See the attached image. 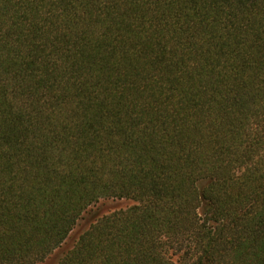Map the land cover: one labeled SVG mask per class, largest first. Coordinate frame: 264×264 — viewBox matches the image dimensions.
Returning <instances> with one entry per match:
<instances>
[{"label": "trees", "instance_id": "16d2710c", "mask_svg": "<svg viewBox=\"0 0 264 264\" xmlns=\"http://www.w3.org/2000/svg\"><path fill=\"white\" fill-rule=\"evenodd\" d=\"M0 264H264V0H0Z\"/></svg>", "mask_w": 264, "mask_h": 264}, {"label": "rangeland", "instance_id": "374dc122", "mask_svg": "<svg viewBox=\"0 0 264 264\" xmlns=\"http://www.w3.org/2000/svg\"><path fill=\"white\" fill-rule=\"evenodd\" d=\"M129 204H130V201L125 200V199L110 200V201H107L106 203L101 204L100 210L108 212V211L114 210L115 208L126 207Z\"/></svg>", "mask_w": 264, "mask_h": 264}]
</instances>
